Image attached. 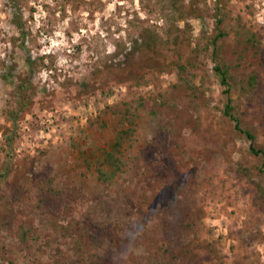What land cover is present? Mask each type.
<instances>
[{"label": "rangeland", "instance_id": "obj_1", "mask_svg": "<svg viewBox=\"0 0 264 264\" xmlns=\"http://www.w3.org/2000/svg\"><path fill=\"white\" fill-rule=\"evenodd\" d=\"M217 64L264 147V0H0V264H264L262 160ZM142 100L167 106L99 181L82 156Z\"/></svg>", "mask_w": 264, "mask_h": 264}, {"label": "trees", "instance_id": "obj_2", "mask_svg": "<svg viewBox=\"0 0 264 264\" xmlns=\"http://www.w3.org/2000/svg\"><path fill=\"white\" fill-rule=\"evenodd\" d=\"M14 2V0H11ZM222 23L221 20L218 21V25ZM14 24L22 31L23 33V24L22 20L18 18V16H14ZM221 34V33H220ZM219 39V38H218ZM216 44L218 45V40H215ZM216 76L219 79V83L224 87L223 93L226 97V102L223 108V115L226 117L235 127V130L242 134L249 142H250V152L256 156L260 157L262 160V167L261 172L264 174V147H260L257 145V137L253 133V131L249 129L243 128L241 121L236 115V105H235V98L233 97V88L230 82L231 74L229 69L224 64H217L215 67ZM179 74L181 80L183 81L181 84L184 85L186 91L191 92L195 98L198 96V92L201 86H198L193 80L189 79L186 76V66L182 65L179 68ZM253 76H251L252 78ZM250 85L253 84L250 82ZM244 92H251L250 87L248 90L242 88ZM18 95L22 97L24 93V85L22 84L21 87L18 89ZM168 95V93H166ZM163 99L165 101L173 102V99L169 96H164ZM176 102V100H175ZM174 102V103H175ZM152 104L146 105L145 101H140L137 107H132V105H127L126 108L117 111L115 114L116 117H120V123L123 126L120 130L117 131L116 135L114 136L113 140L108 143L107 147L101 149L97 154H92L91 157H83V162L89 170L95 169L98 179L101 182H112L115 180L117 175L124 172V170L128 167V165L136 159L129 157L126 153V145H132L135 142V133L137 131V123L136 119L139 117L138 110L142 107L145 108L149 115H157L156 107L158 106H167L166 104H162L160 102H154ZM170 105V103H168ZM23 108V106L21 107ZM19 108V111H21ZM17 114L11 115L10 118L12 119L13 123L16 125V118ZM84 155V153L82 154ZM134 157V156H133Z\"/></svg>", "mask_w": 264, "mask_h": 264}, {"label": "clouds", "instance_id": "obj_3", "mask_svg": "<svg viewBox=\"0 0 264 264\" xmlns=\"http://www.w3.org/2000/svg\"><path fill=\"white\" fill-rule=\"evenodd\" d=\"M128 251H131V249H128ZM126 254V253H125Z\"/></svg>", "mask_w": 264, "mask_h": 264}]
</instances>
